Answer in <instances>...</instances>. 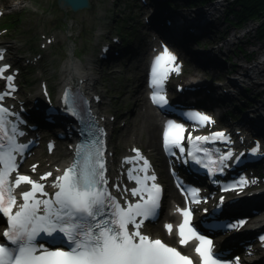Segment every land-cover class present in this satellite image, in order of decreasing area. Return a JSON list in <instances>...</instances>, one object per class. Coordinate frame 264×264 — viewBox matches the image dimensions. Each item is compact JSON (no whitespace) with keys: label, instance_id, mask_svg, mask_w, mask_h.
Returning <instances> with one entry per match:
<instances>
[{"label":"snow or ice","instance_id":"obj_1","mask_svg":"<svg viewBox=\"0 0 264 264\" xmlns=\"http://www.w3.org/2000/svg\"><path fill=\"white\" fill-rule=\"evenodd\" d=\"M0 59L3 54L0 53ZM176 57L167 47L154 58L152 67V85L154 91L152 100L158 106H165L168 101L162 92V82L174 66ZM8 66L0 67V75ZM11 81L13 77L6 78ZM10 93H6L8 95ZM4 99L0 95V101ZM66 110L78 116L77 98L72 90L64 94ZM13 115L9 109L0 104V214L7 219L8 228L3 233V242H0V264H193L192 260L182 255L175 247H170L160 239H152L140 229L145 220L157 214L160 206L161 187L159 184H147L155 181L154 175H144L142 178L133 176L129 171V178L136 180L138 187L131 189L133 196H139L135 203H126L122 206L108 191L105 178V160L103 149V130L94 128L90 124L85 132L88 139L77 145L75 158L72 164L56 176L51 187L55 191L49 195L45 190L46 181L53 174L45 173L39 181L27 175L17 174L15 179L11 175L18 170L17 154H22L26 145L17 143L18 132L15 125L9 129L11 121L8 116ZM197 123L208 122L211 118L200 112L187 114ZM90 116V114H89ZM90 119H92L90 117ZM184 125L169 120L166 122L163 133V142L166 150L182 146ZM217 138H224L225 133H213ZM189 142L207 141L206 136L191 137ZM257 148H253L255 153ZM139 156V150L134 149ZM196 152L208 154V149L196 147ZM189 151L190 156L197 164H203L210 173L213 167L223 172L227 167L226 161L232 157V152L219 156L218 162L210 160L205 163L203 158ZM127 162V158H126ZM148 161L145 159L139 169L147 172ZM35 168V166H34ZM249 181L241 179L233 185L224 187L228 191L235 187H242ZM22 183L31 186L30 190L23 191L22 202H17L14 189ZM198 203L196 196L198 189H183ZM39 194V195H38ZM224 197L220 198L223 204ZM15 209V211H14ZM184 217L179 225L180 244L184 245L192 236H196L200 244L195 249L202 259V264H220L212 252V241L204 235H199L190 226L191 210L178 209ZM142 218L137 220V218ZM239 224L223 225V228H237ZM131 226V227H130ZM171 233L172 225H165ZM187 230V234H186ZM45 239L49 247L38 243V239ZM261 239H264L262 237ZM238 261V258H237Z\"/></svg>","mask_w":264,"mask_h":264},{"label":"rangeland","instance_id":"obj_2","mask_svg":"<svg viewBox=\"0 0 264 264\" xmlns=\"http://www.w3.org/2000/svg\"><path fill=\"white\" fill-rule=\"evenodd\" d=\"M1 1L5 12H9L12 16H19L14 28H11L8 33L0 32V38L5 39L6 43L13 46L10 53L11 61H15L17 66H22L20 85L17 92V95L21 98L29 97L32 91L38 90L40 81L43 79L48 81L50 86L55 89V86L58 85L59 66L67 58L68 43L72 44L77 55L80 56L85 53L88 56H93L96 51L98 52L100 44L110 38L111 35L126 33L127 30L132 29V26H136L134 17L138 14H131L133 11L131 9L132 0H89V7L78 10L60 7L57 0ZM179 1L181 2L182 0ZM227 3L232 8H238L234 0H229ZM230 6H226V16L232 18L231 14H229ZM140 8L143 9L144 7H138L137 11H141ZM118 14L123 17L117 16ZM253 21L254 19H247L241 22L239 29L242 28L245 31L250 26L249 40L257 43L258 38L251 25L255 23ZM127 25L129 26L127 27ZM224 25L220 23L219 28L223 29ZM137 29L139 30L140 26ZM137 29L133 31L135 36L138 34ZM230 29L234 30L237 28L230 26ZM227 33L231 32L227 31ZM146 38L148 39V37ZM260 44L264 46L263 41ZM239 45L241 50L236 49L235 46L234 48L239 51L238 55L241 58L246 56V52L251 51L254 46V44L249 46L244 37L239 42ZM257 45L259 44L254 47ZM201 46H198V50ZM209 47L210 45H208ZM211 48L214 49L212 44ZM37 54H41V58L36 61L37 64H30L29 58ZM143 54V51H141L136 59H131L130 61H126V58L119 59L118 64L115 66L116 69L109 73L108 68H105L103 70V74H105L103 80L97 83L99 89L104 92V102L101 107L108 111V115H115L112 120V126L115 127V130L111 144L117 153L128 149L133 143L147 150L145 144L147 133L141 129L146 107L139 100L141 96L145 97V95L143 92L144 88L141 87L139 91L140 85L138 84L140 82L138 77L141 73ZM257 54L254 52L253 57ZM231 55L232 62L239 64L235 56ZM258 55L260 56V54ZM262 56L264 57V55ZM187 59L188 64L181 74V78H183L182 80L191 81L193 78L189 75L193 74V70L188 71L186 68H193V61L190 58ZM195 65L198 64L195 63ZM204 66L206 70H215H211V73L226 70V68H214L213 64H205ZM197 68H202V65ZM195 73L193 83L201 85L204 81L198 80L203 79V75H197V71ZM212 75L214 76V74ZM204 77L206 78V75ZM222 79H224L222 81H225V77H222ZM133 96L138 99V105L135 104ZM257 105H259V102H257ZM122 106H126V108L123 109ZM127 111L129 112L127 113ZM156 133L157 149L149 152L154 154L155 157L159 155V152H157L159 151V128H157ZM124 142H126L125 148L122 147ZM49 156L53 155L44 152V157ZM31 160H38V158L35 156ZM44 168L46 167L43 165L39 166V171Z\"/></svg>","mask_w":264,"mask_h":264},{"label":"bare ground","instance_id":"obj_3","mask_svg":"<svg viewBox=\"0 0 264 264\" xmlns=\"http://www.w3.org/2000/svg\"><path fill=\"white\" fill-rule=\"evenodd\" d=\"M223 1L224 0H222V2ZM187 8H188V6H187ZM199 9L194 11L193 8H190L189 12L184 13L183 17L180 18V24H178L176 27H172V28H170L169 26H167V28L163 27L160 23V21H162L161 17H159L157 20H155L153 22L152 26H154V24H156L161 32H164V33L165 32H173L176 35H178L180 37L182 43L186 44L190 47V51L193 55V44L192 43H193V29H195V26H196L197 31H199L203 34H206L209 32V27L213 26V24L215 22L221 21L222 18L225 21L228 20V17L225 15V13H223L222 11H217L214 9V11L219 16H215V17L211 18L206 24H204V18L206 16L204 14L209 11V8H207V7L203 8L202 15L198 14ZM184 16H186V17L184 18ZM193 18H195L196 21H198L197 22L199 24L198 26L193 22ZM250 19H254L253 22H255L259 25L263 24L264 23V11H259L254 18H250ZM174 20L176 21L177 18H174ZM161 28H163L167 31H163ZM235 33H238L240 35V37H238V35L234 36L235 41L237 43H239L241 41V39L244 37L249 46L251 44H254V46L256 44H259L256 47L253 46V49L251 51H249L250 53L256 52L258 54L264 55V46L262 44H260L258 40L256 41L257 43L249 40V34H250L249 29L245 30V31L242 29L240 31H236ZM141 36L142 35H139L140 39H141ZM222 41L224 43L223 46L215 47L206 55V57L204 58L205 63L207 65L213 64L215 66L214 68H226V69H228L230 67V65L233 64L231 57H230V56H232L231 54H233L239 63L237 65V67L238 68L242 67V68L233 77L234 80L239 82L238 85H235V84L228 85L227 84V85L219 87V89H222L223 91H220V90H215V91L221 93V96H224V97H226L228 94V97L230 99L238 100L237 104L247 107L248 103H246L243 99H241L244 95L243 88L245 85H247L249 87V91L254 94L251 97L250 102H249L250 106L252 107L250 110V114H247L245 120L241 119L240 123L236 124L235 126H232V129L233 130L240 129V124L247 123L248 127L253 131V135L255 136V139H259V137L264 138V96L261 95V92L264 91V68H261L264 65V58H260V59L256 58L255 65H253L251 68H248V66L251 64V62L250 61L248 62L244 58H241L238 55V52L234 51L233 48H234L235 42L231 41L230 39H223ZM1 42H2V40L0 39V43ZM8 47L11 49L13 48L12 45H9ZM140 53H141V40H139V43L136 47L135 41L130 39V44L126 45V54L124 56H126L128 58V61H130L134 57H138V54H140ZM74 55H76V54L74 52L73 46L71 43H68V45H67V60H65L64 63H61L59 66L58 85L62 84L61 88H63V86L65 84H68L69 82H71L73 77H75V76L80 77L81 76L84 79V82L82 83V85H84V88L88 90L91 86V83L97 81L98 78H100V75L98 74V71L96 70V66H95L94 62L91 61L90 59H87L84 62V64L82 65V69L79 70L76 63H75V60H72V57ZM121 55H122V52H121ZM111 57L117 58V56L113 53L111 54ZM190 60H192L194 62L193 58H190ZM227 62H229V64H227ZM33 64H37V63H33ZM115 66H116V63L112 62L111 68H108V71H110V72L114 71V69H116ZM21 68H22V66L19 65L18 69H21ZM125 70H127V69L125 68ZM209 70L215 71L213 69H209ZM223 71H225V69ZM138 84L140 85V88H139V91H140L141 87H143V86H142V83H140V82ZM68 88H70V86ZM52 91H54V89H52ZM38 93H39V91L37 89L32 91L30 96L26 99V103L23 105V106L27 105L26 111H27V113L29 112V114H30V111H29L30 106H34L33 108L35 110V113H37V109L39 107H38V105H35V104L40 105V103H41V100L38 96ZM72 93H74V90H72ZM103 93L104 92L102 90H100L97 94L101 95ZM189 93H190V91H187L184 93H179V94L184 96L185 94H189ZM34 98L37 99L36 103L32 102V100ZM133 98H134V96H133ZM19 99H20L19 96L13 97V100L18 101ZM137 100H138L137 98H134L135 102ZM139 100H140V103H143L146 107V110L144 111L145 117H144V120L142 121V125H141L142 131H145L147 133V137H146V141H145L146 148H147L148 152L155 151L157 149V133H156V131H157V128L159 127V124L156 121V119L154 118L153 113L148 109V106H147L148 103H147V100L145 99V97L141 96ZM257 102H259V105H257ZM88 104H89L88 99L86 101L79 103V105H84V106H87ZM31 110H33V109H31ZM43 116L45 117L44 114H43ZM239 132H240L239 134H241L242 132L244 133V130H239ZM133 141H135V140H133ZM57 144L58 145L61 144V140L58 141ZM122 147L123 148L126 147V142L122 143ZM42 157H43L42 152L38 151L37 152V158L40 161V164H42V160H44V159H41ZM69 159H70V152L66 148H59L58 150H56L53 153V156L46 157L45 164H47L49 166V168H46V169H51L53 171L61 170L63 168V166L69 161ZM109 172H111V170H109ZM162 176L166 177L167 174L165 172H163ZM250 203L254 204V205H258V206L262 205L264 203V194L260 195L257 200H253ZM248 206H249V202L246 201L243 205H241L239 207L234 206V208L235 209L237 208L238 210L243 211ZM163 213H164V211L161 212V215ZM253 217L254 218L251 220V222L249 224L250 228H257V227L264 224V214L254 215ZM157 228L159 229L160 232L162 231L159 226H157ZM145 231L149 232V229L146 228ZM162 233L170 234L167 231H164ZM154 235L160 236L161 233L160 234L155 233Z\"/></svg>","mask_w":264,"mask_h":264},{"label":"trees","instance_id":"obj_4","mask_svg":"<svg viewBox=\"0 0 264 264\" xmlns=\"http://www.w3.org/2000/svg\"><path fill=\"white\" fill-rule=\"evenodd\" d=\"M238 8L230 6L229 18L231 22H243L246 19L254 18L259 11H264V0H234ZM234 4V3H233ZM17 16L4 15L0 20L1 27H14L17 22ZM257 35L264 36V23L260 24L256 29Z\"/></svg>","mask_w":264,"mask_h":264},{"label":"water","instance_id":"obj_5","mask_svg":"<svg viewBox=\"0 0 264 264\" xmlns=\"http://www.w3.org/2000/svg\"><path fill=\"white\" fill-rule=\"evenodd\" d=\"M61 7H69L72 10H77L89 6V0H57Z\"/></svg>","mask_w":264,"mask_h":264}]
</instances>
